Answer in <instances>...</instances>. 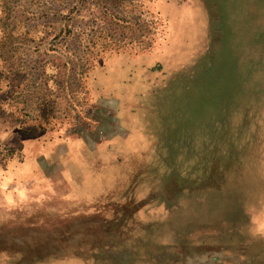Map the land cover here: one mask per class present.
I'll use <instances>...</instances> for the list:
<instances>
[{"label": "rangeland", "instance_id": "1", "mask_svg": "<svg viewBox=\"0 0 264 264\" xmlns=\"http://www.w3.org/2000/svg\"><path fill=\"white\" fill-rule=\"evenodd\" d=\"M48 133L132 181L24 190ZM0 264H264V0H0Z\"/></svg>", "mask_w": 264, "mask_h": 264}, {"label": "crops", "instance_id": "2", "mask_svg": "<svg viewBox=\"0 0 264 264\" xmlns=\"http://www.w3.org/2000/svg\"><path fill=\"white\" fill-rule=\"evenodd\" d=\"M46 137L54 138V135L48 133L42 139L25 138L20 142V166L11 179L13 183L18 182L24 190H37L39 194L61 192L72 201L93 203L118 191L119 185L128 186V182L132 181V172L131 178L127 173L129 177L126 180L124 177V181H117L120 178L116 170L120 165L119 161L106 156L111 146L107 144L115 137L97 145L95 152L100 154L99 159L89 156L91 150L79 138L62 137L56 142H50L48 139L44 141ZM149 195L150 187L147 184L146 196L150 197ZM148 219L146 216V220ZM176 219L179 220L180 217L172 216L169 221L175 223Z\"/></svg>", "mask_w": 264, "mask_h": 264}]
</instances>
